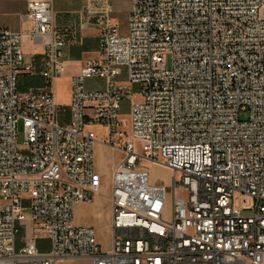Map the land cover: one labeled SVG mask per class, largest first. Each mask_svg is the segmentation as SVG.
Segmentation results:
<instances>
[{
	"label": "built area",
	"instance_id": "built-area-1",
	"mask_svg": "<svg viewBox=\"0 0 264 264\" xmlns=\"http://www.w3.org/2000/svg\"><path fill=\"white\" fill-rule=\"evenodd\" d=\"M131 3L125 33L110 2L97 12L101 57L72 77L68 122L54 93L66 34L53 0H28L31 31L0 28V264H264V0ZM27 37L44 48L39 68L26 62ZM35 73L45 88L20 91ZM88 79L105 86L89 90ZM96 125L121 153L107 247L75 222L103 186ZM143 161L172 170V187L151 183Z\"/></svg>",
	"mask_w": 264,
	"mask_h": 264
},
{
	"label": "crops",
	"instance_id": "crops-1",
	"mask_svg": "<svg viewBox=\"0 0 264 264\" xmlns=\"http://www.w3.org/2000/svg\"><path fill=\"white\" fill-rule=\"evenodd\" d=\"M110 2L113 7L112 15L119 25L121 32L128 28L129 15L132 8L131 0H53L54 24L66 34L64 48L65 72L56 79L54 93L60 105V116L65 121L70 117L71 79L78 75L88 61L100 59V27L97 12ZM28 0H0V28L15 32H29L33 29L32 21L26 17ZM88 7L91 12L88 11ZM264 13V9H263ZM26 62L34 63L38 68L43 57L44 48L33 43L30 38L23 41ZM33 79L31 84L22 92L30 89H44L45 82L40 74H23L21 78ZM85 86L89 90L103 89L105 82L102 79H88ZM19 80V89L21 91ZM63 112L68 114L62 115ZM105 132V131H104ZM103 139V138H102ZM102 139L95 145V169L98 173L111 175L120 154L102 143ZM164 168H167L161 165ZM102 176V175H101ZM103 181V179H102ZM113 206L111 192L101 193L93 203H78L75 209V222L78 225L91 226L97 231L99 242L107 247L110 245L112 231ZM27 230V231H26ZM31 232L30 222L22 226L21 235L17 240V247L23 245V239ZM37 246L40 251H49L51 242L46 238H38ZM58 264H92L89 258H62Z\"/></svg>",
	"mask_w": 264,
	"mask_h": 264
},
{
	"label": "rangeland",
	"instance_id": "rangeland-1",
	"mask_svg": "<svg viewBox=\"0 0 264 264\" xmlns=\"http://www.w3.org/2000/svg\"><path fill=\"white\" fill-rule=\"evenodd\" d=\"M125 78H126V74L123 73V75L121 76V80L124 81ZM32 80L33 79H30V78H27V77L21 78L20 79V83H21V86H22L21 87V91L25 90L26 87H24V86L25 85L29 86L31 84ZM141 87H142L141 84H133L132 85L131 88H132V91H133V94H134V101H138L140 99ZM128 112H129L128 105L124 104V107H123V109L121 111V113L123 114L121 116V118L125 122V126H124L125 130L130 132V125H129V120L130 119H129ZM66 114H68V113L67 112H63L62 115L64 116ZM241 117L242 118L246 117V114L242 113ZM63 120L64 119H62V121ZM68 120L69 119H68V116H67L66 122H68ZM94 129L98 133V136L101 139L104 138L105 133H104L103 127L96 125V126H94ZM19 131H20V139L22 141V136H21L22 127L21 126H20ZM112 150L115 151L116 153H119L120 154V158H121V153L118 150H114V149H112ZM142 165L145 166L148 169L149 174H150L151 183H153V184H164L168 188L172 187L173 180H174V173H173L172 170H170L168 168H164L160 164L151 163L149 161H143ZM101 175H102V179H103L102 193L105 195V194H108L109 192H111V186H112L111 175H112V173H111L110 176H109V173H107V172H104ZM0 200H1V197H0ZM167 210H168L169 213H172L173 206H172V201L170 199L168 200V203H167ZM26 213L29 216L30 211L27 210Z\"/></svg>",
	"mask_w": 264,
	"mask_h": 264
}]
</instances>
